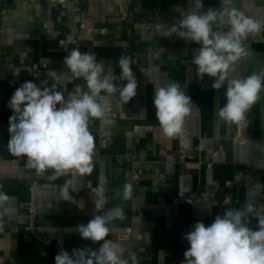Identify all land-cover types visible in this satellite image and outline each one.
<instances>
[{
	"label": "crops",
	"instance_id": "crops-1",
	"mask_svg": "<svg viewBox=\"0 0 264 264\" xmlns=\"http://www.w3.org/2000/svg\"><path fill=\"white\" fill-rule=\"evenodd\" d=\"M202 3V12L221 10V0ZM193 5L194 0H0V190L14 209L0 222V264H55L61 250L97 249L99 244L82 239L76 229L103 214L92 191L101 183L109 200L104 211L120 206L125 212V219L111 223L107 239L120 242L137 264H181L189 248L184 234L196 222L207 226L223 215L226 196L227 207L241 209L246 200L264 205V93L243 124L220 121L226 86L216 91L215 78L197 75L191 60L199 45L176 34L163 36ZM231 7L264 21V0H232ZM244 46L248 55L230 78L264 73V31L250 35ZM73 49L93 53L116 76L121 58L133 61L137 94L127 103L119 94L107 97L105 116L90 120L95 144L90 175L49 179L52 170L38 174L26 167L25 157L10 152L8 101L27 81L56 84L65 97L76 86L86 90L83 79H69L63 63ZM171 82L181 85L192 105L176 138L163 134L153 106L155 89ZM238 131L245 135L241 140ZM137 167L142 174L132 182L128 173ZM244 172L253 174L252 186L242 184ZM66 181L78 189L69 188L76 203L61 199ZM125 184L132 185L127 201L116 195ZM29 207L37 215L33 231L25 228ZM257 224L250 218V228Z\"/></svg>",
	"mask_w": 264,
	"mask_h": 264
},
{
	"label": "clouds",
	"instance_id": "clouds-1",
	"mask_svg": "<svg viewBox=\"0 0 264 264\" xmlns=\"http://www.w3.org/2000/svg\"><path fill=\"white\" fill-rule=\"evenodd\" d=\"M232 0H221V10L202 12V0H194L191 10L182 13V19L172 24L163 36L176 34L181 39L199 45L194 49L191 63L197 66V75L215 78L212 87L218 91L226 86V103L218 108L217 116L226 124L241 125L245 114L264 93V73H253L243 78H230L237 62L248 55L244 41L250 35L264 31V21L245 15L231 7ZM226 29V30H225ZM70 80L83 79L86 90L76 86L67 97L57 90L56 84L38 86L32 81L16 88L8 101L13 115L9 117L8 148L17 157L26 158V167L38 174L52 170L49 179L71 174L72 177L90 175L93 171L94 137L88 125L92 119H102L109 110L107 97L119 94L123 103L137 94V81L132 71L133 61L119 60V76L114 70L105 72L102 62L93 53L71 50L63 61ZM127 81L118 86L115 81ZM56 81L59 83V76ZM102 94H104L102 96ZM103 99L105 103L101 104ZM153 106L163 134L176 138L182 134L185 118L192 105L191 98L181 90L178 82H171L155 89ZM258 187L260 185H257ZM78 191L74 184L65 182L61 199L76 203L70 193ZM2 188V185H0ZM95 208L103 214L95 215L76 231L84 240L99 244L97 249L74 248L71 253L61 250L55 256V264H137L135 255L118 241L107 239L110 225L125 219L122 207L104 211L109 200L103 183L92 189ZM127 201L132 196V185L125 184L117 192ZM11 197L0 190V222L14 209ZM230 197L224 198L225 211L216 215L210 225L196 222L184 234L189 248L184 252L181 264H264V205L256 206L246 200L241 209L227 207ZM250 218L258 221L256 230L248 225Z\"/></svg>",
	"mask_w": 264,
	"mask_h": 264
},
{
	"label": "built area",
	"instance_id": "built-area-1",
	"mask_svg": "<svg viewBox=\"0 0 264 264\" xmlns=\"http://www.w3.org/2000/svg\"><path fill=\"white\" fill-rule=\"evenodd\" d=\"M122 15H124V14L122 13ZM11 115H13V112L10 109V116ZM244 137H245V135L243 133H241L240 131L237 132V134H236V138L237 139L241 140ZM107 144H108L107 139H105L104 137L100 136V146L101 147H106ZM141 174H142V170L139 167L132 168L129 171V173H128L129 178H130V180L132 182H137L140 179ZM241 181H242V184L244 186H252L253 183H254V176L250 172H244L241 175ZM36 223H37V215H36L35 209L33 207H29V222L27 223L25 228L28 231H33V230H35ZM37 237L39 238V236H37ZM188 247H190L189 244H188Z\"/></svg>",
	"mask_w": 264,
	"mask_h": 264
}]
</instances>
